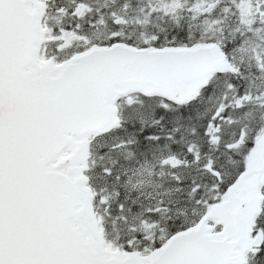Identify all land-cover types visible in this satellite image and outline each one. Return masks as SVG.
<instances>
[{"label":"snow or ice","instance_id":"snow-or-ice-1","mask_svg":"<svg viewBox=\"0 0 264 264\" xmlns=\"http://www.w3.org/2000/svg\"><path fill=\"white\" fill-rule=\"evenodd\" d=\"M0 264H264V0H0Z\"/></svg>","mask_w":264,"mask_h":264}]
</instances>
